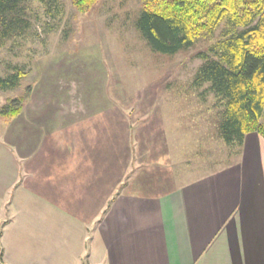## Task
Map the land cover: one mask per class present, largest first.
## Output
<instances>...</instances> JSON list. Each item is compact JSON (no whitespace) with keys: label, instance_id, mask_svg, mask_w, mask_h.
Returning <instances> with one entry per match:
<instances>
[{"label":"crops","instance_id":"crops-1","mask_svg":"<svg viewBox=\"0 0 264 264\" xmlns=\"http://www.w3.org/2000/svg\"><path fill=\"white\" fill-rule=\"evenodd\" d=\"M49 76L0 126V264H264L257 133L200 171L176 116Z\"/></svg>","mask_w":264,"mask_h":264},{"label":"rangeland","instance_id":"rangeland-1","mask_svg":"<svg viewBox=\"0 0 264 264\" xmlns=\"http://www.w3.org/2000/svg\"><path fill=\"white\" fill-rule=\"evenodd\" d=\"M142 2L99 0L85 14L77 12L71 0L28 2L29 28L0 46V77L18 70L25 77L16 88L0 90V106L47 75L106 81L107 94L118 93L122 102L134 103V111L152 108L177 117L183 135L180 151L187 164L206 171L234 163L235 146H225L218 136L222 105L206 84L198 88L192 84L202 64L197 54L223 39L225 26L174 55L156 52L136 27ZM8 122L0 118V126ZM260 122L264 125V113Z\"/></svg>","mask_w":264,"mask_h":264},{"label":"trees","instance_id":"trees-1","mask_svg":"<svg viewBox=\"0 0 264 264\" xmlns=\"http://www.w3.org/2000/svg\"><path fill=\"white\" fill-rule=\"evenodd\" d=\"M33 0H0V46L21 37L29 28L27 3ZM43 3L46 0H35ZM54 1V0H48ZM99 0H71L81 14ZM136 27L153 51L174 55L192 47L199 38L213 35L224 25V38L199 52L194 87L206 90L222 105L218 136L226 145L240 146L246 134L264 140V0H142ZM25 75L16 71L0 77V90L16 88ZM9 98L0 106V118L13 119L31 95Z\"/></svg>","mask_w":264,"mask_h":264}]
</instances>
